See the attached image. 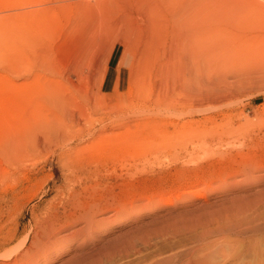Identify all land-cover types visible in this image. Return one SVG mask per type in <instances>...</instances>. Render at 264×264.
<instances>
[{
	"label": "rangeland",
	"instance_id": "374dc122",
	"mask_svg": "<svg viewBox=\"0 0 264 264\" xmlns=\"http://www.w3.org/2000/svg\"><path fill=\"white\" fill-rule=\"evenodd\" d=\"M0 14V264H264V0Z\"/></svg>",
	"mask_w": 264,
	"mask_h": 264
},
{
	"label": "bare ground",
	"instance_id": "6f19581e",
	"mask_svg": "<svg viewBox=\"0 0 264 264\" xmlns=\"http://www.w3.org/2000/svg\"><path fill=\"white\" fill-rule=\"evenodd\" d=\"M200 1V0H199ZM202 1V0H201ZM203 4H205V3H203ZM196 6V5H195ZM196 7H198V6H196ZM28 7L26 6V5H24V4H22L20 7H18V11H16V12H14V13H12L11 14V12H10V14L9 15H3V14H0V19H1V17H5L6 18V16H9L10 17V20H14L15 18H18L19 17V19L20 18H22V19H24V18H26L27 16H28V13L29 12H31L32 10H28L27 9ZM202 7H200V9H201ZM206 8V7H205ZM209 8H211V7H209ZM193 9H195V8H192L191 10L193 11ZM202 9H204V8H202ZM191 11V12H192ZM196 12V11H195ZM194 13V12H193ZM193 13H192V15H193ZM1 15H3V16H1ZM191 15V16H192ZM199 15V14H198ZM201 15H202V20H203V22L202 23H207V20L209 19V13L208 14H206V13H202V12H200V17H201ZM195 16V15H194ZM2 18V19H4L5 20V18ZM9 17H7V21H8V18ZM232 17H233V15H232ZM239 16L238 15H234V19L235 20H237V18H238ZM1 19V20H2ZM24 20H26V19H24ZM23 20V21H24ZM28 20V19H27ZM8 23V22H7ZM21 23V22H20ZM23 23V22H22ZM24 25V24H23ZM205 25V24H204ZM210 27V26H209ZM206 28V27H205ZM205 28H202V29H205ZM207 30V29H206ZM208 30H209V28H208ZM20 31V30H19ZM14 32V31H13ZM202 33H204V31L202 30V32L200 31V34H202ZM217 33H219V31L218 32H215L214 33V31H207V32H205L204 34H202V35H204L203 37H206V38H208V37H210V36H214V35H218ZM214 34V35H213ZM201 36V35H200ZM37 93V92H36ZM41 94H43V93H41ZM30 115V114H29ZM36 117V116H35ZM35 119V118H34ZM28 129V128H27ZM68 130V129H67ZM14 132H12L11 134L12 135H14L15 136V134H13ZM21 133V132H20ZM11 135V136H12ZM17 136V135H16ZM10 137V136H9ZM19 137H20V135H19ZM11 138V137H10ZM13 138V137H12ZM17 138V137H16ZM14 140H16V139H14ZM18 140V139H17ZM19 142H20V140H18ZM21 143V142H20ZM19 143V144H20ZM75 190V189H74ZM89 214V213H88ZM91 214V213H90ZM89 214V215H90ZM93 216V215H92ZM91 217V216H90ZM106 217H108V216H106ZM105 217V218H106ZM248 217V216H247ZM86 218V217H85ZM255 217H253V219H254ZM257 218V217H256ZM260 218V217H259ZM258 218V219H259ZM91 219V218H90ZM97 219V218H96ZM100 219H102V218H100ZM108 219V218H107ZM252 218H251V222H248V224L247 225H245V227H246V230H245V234L247 235V236H249V238H252V236H256V235H264V222L263 221H261V222H256V221H254ZM262 220H263V218H261ZM242 220V219H241ZM240 220V221H241ZM253 220V221H252ZM257 220V219H256ZM98 221H99V219H98ZM245 221H247V220H245ZM258 221V220H257ZM95 222V221H94ZM88 223H90V222H88L87 221V224ZM96 223V222H95ZM233 223V222H232ZM239 223H241V222H239ZM97 224V223H96ZM99 224V223H98ZM235 224V223H234ZM242 225V224H241ZM244 225V224H243ZM88 226V225H87ZM91 226V225H90ZM232 226H233V224H232ZM232 226H230V228L232 227ZM235 226H238V224H236ZM240 226V225H239ZM234 227V226H233ZM242 227H244V226H242ZM237 229H238V227H237ZM237 229H235V231L237 230ZM45 230V229H44ZM239 230H240V227H239ZM46 231V230H45ZM241 231V230H240ZM69 233V232H68ZM236 233H238V231L236 232ZM243 233V234H244ZM46 234V233H45ZM56 234V233H55ZM70 234V233H69ZM228 234V233H227ZM240 234H242V232H240ZM47 235V234H46ZM48 235H50V234H48ZM58 235V234H57ZM261 235V236H262ZM47 237H49V236H47ZM66 237H67V235H66ZM240 237V236H239ZM241 237H243V236H241ZM246 238V237H245ZM249 238L247 237V241L248 242H250L251 241V239H250V241H249ZM47 239V238H46ZM65 239V237H61V236H59V237H54V239L52 238V236H50V238L48 239L49 240V242L51 243V244H57V242H61L62 240H64ZM253 239H254V237H253ZM253 239H252V241H253ZM243 240H244V238H243ZM244 241H246V239L244 240ZM48 242V243H49ZM250 243H252V242H250ZM244 246H247L245 243L243 244ZM250 246V245H249ZM44 247H45V245H44ZM196 247V246H195ZM202 247H204V246H202ZM197 248V247H196ZM206 248H208V247H206ZM205 248V249H206ZM217 248V247H216ZM228 248V247H227ZM192 249V248H191ZM197 249H199V248H197ZM197 249L196 250H194L193 251V249H192V251H190L189 252V255L188 254H186L187 255V262H188V264H213L212 262L211 263H208L207 261L206 262H204L203 261V259H202V257L199 259L196 255H195V252H197ZM204 250L202 249V251H201V253L203 252ZM207 251H209V249L207 250ZM232 251V250H231ZM242 251H243V249H242ZM29 252V251H28ZM199 252V251H198ZM205 252V251H204ZM203 252V253H204ZM27 253V252H26ZM199 254V253H198ZM205 254H206V252H205ZM208 254V253H207ZM212 255V254H211ZM210 255V256H211ZM198 256H200V255H198ZM202 256H204L203 254H202ZM209 256V255H208ZM207 257V256H206ZM228 257V256H227ZM176 259V258H175ZM204 259H205V257H204ZM222 259V258H221ZM230 261V260H229ZM180 262V261H179ZM224 263H222V264H227V263H229V262H227V261H223ZM250 262V261H249ZM175 263V262H174ZM185 264V263H184Z\"/></svg>",
	"mask_w": 264,
	"mask_h": 264
}]
</instances>
